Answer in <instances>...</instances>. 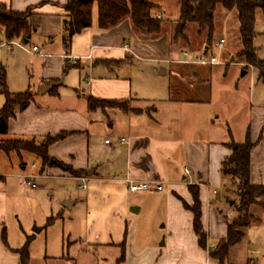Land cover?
Returning <instances> with one entry per match:
<instances>
[{"label":"crops","instance_id":"1","mask_svg":"<svg viewBox=\"0 0 264 264\" xmlns=\"http://www.w3.org/2000/svg\"><path fill=\"white\" fill-rule=\"evenodd\" d=\"M68 1L0 0V5L12 12L31 10L34 30L30 40H34V45H29L30 40L23 42L30 48L38 47L45 54H29L19 48L10 50L11 53L20 50L32 57L27 78L24 76L17 85L10 83V88L13 93L31 91L34 101L15 107L6 138L55 139L49 147L50 157L74 171L85 172L83 177L88 178V182L83 189L87 191L83 205L87 206L90 245L118 246L121 232L127 229L129 215L141 211L137 207L141 204L139 200L160 196L168 201L166 225L171 224L172 244L182 255L178 264H207L211 249L200 247L193 229L194 216L179 198L192 205L189 186L200 187L202 221L208 237L212 224L224 213L219 208L225 206H218L217 191L227 178L222 173V163L231 154L229 144L233 137L229 130L227 136L219 134V119L206 100L173 97L175 90L194 95L199 89L176 86L183 77L177 76L172 82H164L161 77L168 72L165 64L192 67L193 77L204 74V79L207 78L205 69L215 66L178 63L186 59V52L192 60L200 51L181 48L178 54L182 59H175L172 55L178 54L170 51L168 32L149 38L140 34L129 18L114 28L102 30L98 15L93 16L91 27L76 35L67 48L63 41V22L69 15L65 10ZM125 45L131 51H126ZM204 49V54L211 56L208 55L210 48L205 45ZM152 61L162 65L158 76L138 73L151 69ZM50 84L57 85L43 94L42 88ZM0 95L5 98V105L6 97L1 91ZM89 98L128 103V106L126 110H91ZM251 114V140L256 146L251 154L250 181L253 185H264V108H255ZM260 136H263L261 140ZM122 138L127 140L126 144L121 143ZM18 164L21 171L16 169ZM23 164L21 160L13 162L10 173L0 169V264H21L20 258L12 256L13 250L5 243V234L9 208L15 199L13 181L20 179L19 187L23 188L26 177H38L27 174ZM47 168L42 167L41 174L48 171L50 177L81 178L70 176L57 166ZM186 169L191 171L189 175ZM131 181L164 183L165 191L132 193ZM64 205L72 208L77 202L70 199ZM232 212H229L230 221L225 222L226 234L221 235L219 241L227 235V226L234 218ZM113 225L118 226L119 231L115 240L111 235L115 230L111 229ZM138 256L133 264H177L158 248L143 250Z\"/></svg>","mask_w":264,"mask_h":264},{"label":"rangeland","instance_id":"2","mask_svg":"<svg viewBox=\"0 0 264 264\" xmlns=\"http://www.w3.org/2000/svg\"><path fill=\"white\" fill-rule=\"evenodd\" d=\"M149 1L157 6L153 14L157 17L160 14L164 16H160L164 20L163 31L168 32L170 38L172 27L180 17L182 0ZM97 15V5H95L93 16ZM256 20L257 36L254 40V47L258 58L264 60V11L261 9L257 11ZM214 25L213 40L210 45H207V33L198 34L199 27L195 24L187 28L190 47L182 41L169 45L170 51H175L177 54L181 48L200 51L198 54H204L205 45L208 46L210 48L208 55L216 56L219 64L205 69L207 78L204 79V74L199 78H194L195 71H192V67L185 69L177 65L165 64L163 66L168 72L166 76L161 77L163 78L161 80L172 82L179 76L183 77V80L178 81L176 86L182 85L185 88L193 86L199 89L194 95L186 91L175 90L173 97L182 96L188 100H206L211 112L219 119V134L224 133L227 136L229 130L235 143H243L246 131L253 120L252 110L264 108V81L258 77V72L253 67L248 66L245 60L240 58L243 45L239 33L240 23L237 9L228 12L219 5L215 11ZM221 39L225 40V44L217 47L216 44ZM1 40L4 43L8 41L4 37H1ZM29 45H34L33 39L30 40ZM11 49L9 47L0 49V81L2 71L5 70L9 92L18 94L21 91L13 93L10 83L17 85L24 76L27 78L28 65L32 57L16 49L11 53ZM172 56L175 59H182L179 54ZM135 65L138 68V63ZM150 65L151 69L138 73L147 77L158 76L162 65L155 61H152ZM243 71L247 72L245 76H242ZM26 91L28 90L24 92ZM4 102L5 98L0 95V110ZM123 105L128 106V103H123ZM262 138L263 136H260L259 140ZM8 139L6 136H0V143ZM43 140L35 142L40 145ZM19 160L21 163L23 161V166L27 167V174L32 173L38 177L33 180L36 183V189L29 186L19 187L20 179H15L12 183L15 199L9 208L5 235V243L9 249L13 250L12 256L20 258L15 251L24 248L29 242L30 264H118L123 251L125 252L123 264H133L139 257L138 253L152 248L163 250L164 256L172 257L177 264L181 262V252L172 244L174 233L172 226L171 224L166 225L169 219L167 217L168 201H165V197H146L139 200L141 204L137 207L141 211L129 215L126 220L127 229L125 231L124 228L123 233L121 232V242L118 246H92L88 242L91 234L86 223L87 206L83 205L87 191L80 188L81 180L50 177L48 171L41 174L42 163L33 155L26 152H23L21 156L17 153L8 155L0 150L1 171L10 173L13 162ZM16 169L21 171L19 164ZM217 193L220 199L218 206L225 207L219 208L224 213L215 224H212L208 236L207 247L211 250L215 244L217 245L221 235L226 234L225 222L230 221L229 212L233 211V206L240 205L236 187L229 178L225 179ZM70 199L76 201L77 206L66 207L64 203ZM232 213L234 216V212ZM252 213L257 220L245 230L244 239L231 249L224 264H264V200L253 208ZM213 222H215L214 219ZM112 227L111 229L115 230L111 235L115 240L118 238V226L113 225ZM36 229L41 232H37ZM124 241L125 245L122 247ZM162 244L165 246L160 248ZM202 251L205 252L203 249ZM211 262L218 264L216 261L211 260Z\"/></svg>","mask_w":264,"mask_h":264},{"label":"trees","instance_id":"3","mask_svg":"<svg viewBox=\"0 0 264 264\" xmlns=\"http://www.w3.org/2000/svg\"><path fill=\"white\" fill-rule=\"evenodd\" d=\"M95 5H97L98 10L99 27L102 30L114 28L123 20L129 18L133 27L149 38H158L164 32V20L153 14L157 6L149 0H69L65 5V10L69 15L63 22V41L67 48L70 47L72 39L76 35L91 27ZM219 5L228 12L237 9L240 23L239 33L243 45L240 58L244 59L248 66L253 67L258 72V77L264 81V60L258 58L257 50L254 47V40L257 36V11L259 9L264 11V0H182L180 17L172 27L168 40L169 45L181 41L190 45L187 28L191 24L199 27L198 34L207 33V45H210L215 29L214 15ZM31 17V10L17 13L8 10L4 5H0V39L4 37L7 40L29 41L34 30ZM0 82L1 92L6 97V103L0 110V136L5 137L9 133V121L14 117L15 107L27 106L31 101H34V95L31 91L18 94L10 93L4 70ZM89 108L91 110L98 108L126 110V106L121 102L99 101L94 98H89ZM54 141L55 139L46 138L42 144L37 145L34 140L9 139L0 143V150L6 154L26 152L41 160L43 168L57 166L70 176L83 177L85 175L84 171H74L50 157L49 147ZM255 146L256 144L251 140L250 127H248L244 142L235 143L233 141L229 144L231 154L222 163V173L236 187V195L240 200V205L233 206L234 218L227 226L226 237L220 240L216 247L209 252V258L218 264H224L230 255L231 249L244 239L245 230L257 220L253 216V208L264 200V185H253L250 181L251 154ZM189 191L193 197L192 205L181 198L179 199L185 209L194 216L193 229L198 237L200 247L207 249L208 237L202 221L200 187L190 185ZM124 245L125 241L121 246ZM15 253L19 255L21 264H30L29 242L24 248L16 250ZM124 262L125 252L123 251L118 264Z\"/></svg>","mask_w":264,"mask_h":264},{"label":"built area","instance_id":"4","mask_svg":"<svg viewBox=\"0 0 264 264\" xmlns=\"http://www.w3.org/2000/svg\"><path fill=\"white\" fill-rule=\"evenodd\" d=\"M223 44H225V40L221 39L216 45L217 47H222ZM5 47H9V48H19L29 54H39L41 56H45V54L38 48V47H28L27 44H25L23 41L21 40H8L6 43H4L1 39H0V49L5 48ZM124 49L126 51H131V49L129 48V46H123ZM134 54V53H133ZM186 59L183 61H180L178 63L180 64H185V65H200V66H216L218 65V59L216 56L211 55V56H206L205 54H198L195 55V57L191 60V58H189V54L186 52L185 54ZM107 144L110 143V140L106 141ZM121 143L122 144H126L127 140L122 138L121 139ZM186 174L189 175L191 173V171L189 169L185 170ZM35 179V176H28L23 180V185L24 186H29L33 189H35L36 183L33 181ZM80 180L82 181V189H86L87 188V182H88V178L86 177H81ZM129 190L132 193H139V192H164L165 191V185L164 183H160V182H129ZM207 264H213L211 262V260L209 259L207 261Z\"/></svg>","mask_w":264,"mask_h":264},{"label":"water","instance_id":"5","mask_svg":"<svg viewBox=\"0 0 264 264\" xmlns=\"http://www.w3.org/2000/svg\"><path fill=\"white\" fill-rule=\"evenodd\" d=\"M247 74V72L246 71H243L242 72V76H245ZM57 84H50L49 86H44L43 88H42V93L43 94H45L46 92H48V91H51L52 89H53V87L54 86H56ZM36 231L37 232H41V230H39V229H36Z\"/></svg>","mask_w":264,"mask_h":264}]
</instances>
